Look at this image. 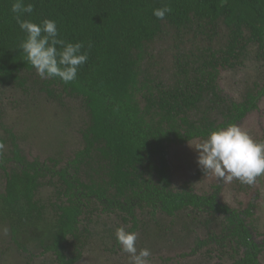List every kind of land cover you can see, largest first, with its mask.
<instances>
[{"label":"trees","instance_id":"16d2710c","mask_svg":"<svg viewBox=\"0 0 264 264\" xmlns=\"http://www.w3.org/2000/svg\"><path fill=\"white\" fill-rule=\"evenodd\" d=\"M13 2L0 0V87L36 89L60 114L71 110V99L83 110L80 147L69 152L53 140V155L42 160L21 151L23 136L4 125L0 110V221L17 251H28L21 264L34 262L18 241L24 233L57 264H75L88 240L81 233L108 235L111 253L119 254L120 226L138 233V250L157 243L176 221L195 230L201 197L188 183L172 182L167 148L206 137L256 108L264 93H256L259 85L234 102L216 80L219 67L231 68L250 44L264 60V0H25L34 10L22 19H52L60 38L83 43L88 60L67 84L41 79L24 59ZM164 6L171 12L158 19L153 10ZM106 213L101 227L96 222ZM159 214L170 218L163 228ZM252 253L249 264H258Z\"/></svg>","mask_w":264,"mask_h":264},{"label":"rangeland","instance_id":"374dc122","mask_svg":"<svg viewBox=\"0 0 264 264\" xmlns=\"http://www.w3.org/2000/svg\"><path fill=\"white\" fill-rule=\"evenodd\" d=\"M217 42H221V40ZM218 45V43H214L212 47L217 48ZM216 81L223 93L233 97L235 100L244 98L246 91L255 85H259V88L262 87L264 85L262 61L256 55V46L254 44L248 45L245 55L243 54L239 60L234 61L231 68L224 69V67H219ZM33 96L38 97V99L33 101ZM68 101L72 105L69 108L71 110L60 114L58 105L54 101L46 99V96L43 93H39L36 89L30 88L28 92H25L12 87H0L2 121L6 127H16L17 133H21L23 139L22 141L18 139L20 149L30 159L35 156L42 160L52 156L55 142L52 143L51 147V141L56 139H60L66 148H70L69 152L71 149L74 150L80 147L81 135L79 129L81 128L80 119L83 112L82 109H79L81 102L77 99ZM263 106H261V109ZM69 114L70 116L67 117ZM254 116L256 124L249 119L243 124L241 123L240 126L247 130L254 139L259 140L260 135L264 134V115L258 116L254 114ZM215 117L217 119L220 118L218 115ZM3 134V129L0 128V136H3ZM41 143L42 145H39ZM65 153H68L67 150H65ZM197 155L198 153L194 147L181 150L177 146H172L170 148V170L171 174L174 175L175 183L187 182L193 185L194 191L206 194L209 193L207 189L214 181L212 179L210 181V175L202 173L203 171L195 163ZM260 180L264 190V175L260 176ZM2 185L3 183L0 179V190ZM176 186L179 187L177 184ZM131 205L134 206L135 203ZM259 208L260 212H257L253 222L260 225L259 230H264V205ZM107 215V213L103 214L104 217L96 223L102 227V224L108 221ZM158 217L161 227L168 224L169 218L167 216L159 214ZM175 225L176 231H165L164 234L166 235L163 238H159L157 243L152 240V246H148L152 253L150 257L151 264H208L215 256L214 249L210 247L213 243H208V247L206 245L202 246V250L209 248L208 253H211V257L208 258L207 254H203L202 251L198 253L199 250L197 253L191 254L189 250H191L195 242L193 241L194 234L186 235L189 229L188 226L192 225L191 222L176 221ZM210 230L209 234H212L214 228L211 227ZM215 230L218 231L216 227ZM169 234L174 237L171 236L170 238ZM202 234L203 237L207 235L204 229ZM81 236L83 239L88 238V240L83 256L75 264H129L128 254L122 251L119 254L111 253L110 245L113 241L108 238V235L104 234L90 238L81 233ZM18 241L29 249V253L33 255L32 259H34V262L32 264H57L53 256L41 254L42 247L29 242L25 233L18 236ZM149 242L151 241H147L148 244ZM0 253L2 255L5 253L6 257L9 255L5 259L0 254V264H14V258H18L21 264L23 258L28 256L27 250L26 252L24 250L17 251L16 243L11 239L10 227L2 221H0ZM180 253L185 254V257L180 260L179 258L177 260H168L169 258H167Z\"/></svg>","mask_w":264,"mask_h":264},{"label":"clouds","instance_id":"9594fccd","mask_svg":"<svg viewBox=\"0 0 264 264\" xmlns=\"http://www.w3.org/2000/svg\"><path fill=\"white\" fill-rule=\"evenodd\" d=\"M34 8L25 0H14L11 11L19 28L25 33L19 49L24 59L41 79L59 78L67 84L77 77L81 65L87 62L88 53L82 51V42L71 43L60 38L56 21L43 19L40 23L22 19L32 14ZM171 8L164 6L153 10V15L164 19ZM197 164L205 175L212 174L224 183L238 180L244 185H254L264 175V140H256L238 123L210 130L203 142L194 146ZM122 252L128 254L129 264H151L150 249H137L138 233L117 227L114 233Z\"/></svg>","mask_w":264,"mask_h":264},{"label":"flooded vegetation","instance_id":"af4514ba","mask_svg":"<svg viewBox=\"0 0 264 264\" xmlns=\"http://www.w3.org/2000/svg\"><path fill=\"white\" fill-rule=\"evenodd\" d=\"M262 71H264V60L262 61ZM255 91L261 94V92H264V85L260 88L258 87ZM229 97L234 102L239 101L231 96ZM262 105H264V93L258 97L256 108L245 114L241 120L236 123L240 125L250 119L252 123L256 124V119L253 115H264V106L261 109ZM206 138L207 136L194 137L182 143H171L167 148L169 168L170 148L172 146H177L181 150L193 148ZM259 140H264V134L260 135ZM195 163H197L196 157ZM209 175L210 181L211 179L214 181L207 189L209 193L203 194L204 192L194 191L193 185L188 184V188L192 189L194 194L201 197L199 200L200 213H198L197 217L199 225L196 227V231L193 229L186 233V235L194 234L193 241L195 242L191 250H189L190 253L193 254V248H195L196 253L198 250V253L202 251L203 254H207L209 258L211 257V253H208L209 248L202 250V246L206 245V247H208L210 243H213L210 247L214 249L215 256L209 262L210 264H249L250 260L246 256L247 252H253L252 257L256 258L257 263L264 264V230H259L260 225L253 222L257 212H260L259 207L264 205V190L260 177L257 178L254 185L249 186L241 184L238 180H233L231 183H224L216 176L212 174ZM171 179L175 184L174 175L172 174ZM183 183L184 181H181V184ZM174 227L172 231H176L177 228L176 226ZM208 227L214 228L212 234H209L211 230L210 228L208 229ZM215 227L218 231L215 230ZM203 229L207 234L205 237H203L202 234ZM171 236L174 237L172 234H169L170 238ZM184 257L185 254L180 253L179 255H173L167 258H169L168 260H177L178 258L180 260Z\"/></svg>","mask_w":264,"mask_h":264}]
</instances>
